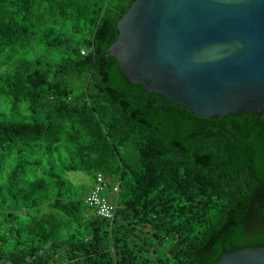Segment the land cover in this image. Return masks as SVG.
Returning a JSON list of instances; mask_svg holds the SVG:
<instances>
[{"label": "trees", "instance_id": "obj_1", "mask_svg": "<svg viewBox=\"0 0 264 264\" xmlns=\"http://www.w3.org/2000/svg\"><path fill=\"white\" fill-rule=\"evenodd\" d=\"M133 1L0 0V264H200L258 189L233 115L149 94L105 56ZM98 174L112 220L85 203Z\"/></svg>", "mask_w": 264, "mask_h": 264}, {"label": "water", "instance_id": "obj_2", "mask_svg": "<svg viewBox=\"0 0 264 264\" xmlns=\"http://www.w3.org/2000/svg\"><path fill=\"white\" fill-rule=\"evenodd\" d=\"M116 28L105 56L128 81L244 128L258 189L212 234L200 264H264V0H134Z\"/></svg>", "mask_w": 264, "mask_h": 264}, {"label": "built area", "instance_id": "obj_3", "mask_svg": "<svg viewBox=\"0 0 264 264\" xmlns=\"http://www.w3.org/2000/svg\"><path fill=\"white\" fill-rule=\"evenodd\" d=\"M104 180L102 175L98 174L95 179L92 191L85 198V203L96 209V214L104 219L112 220L115 215L116 202L110 201L108 197L103 195ZM118 191L117 186L113 188L112 195L115 196Z\"/></svg>", "mask_w": 264, "mask_h": 264}, {"label": "rangeland", "instance_id": "obj_4", "mask_svg": "<svg viewBox=\"0 0 264 264\" xmlns=\"http://www.w3.org/2000/svg\"><path fill=\"white\" fill-rule=\"evenodd\" d=\"M67 179L74 185H76V188L72 189V191L75 193H78L79 195L83 194V191L86 190L87 186H89L90 184V177L87 176L84 173H80V172H71L66 174ZM108 199L110 201H113V195L112 194H108Z\"/></svg>", "mask_w": 264, "mask_h": 264}]
</instances>
